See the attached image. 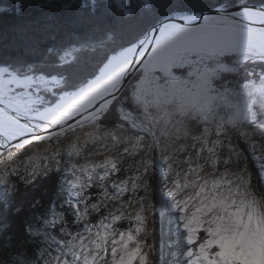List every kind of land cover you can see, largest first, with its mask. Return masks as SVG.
<instances>
[{"label": "snow or ice", "instance_id": "obj_1", "mask_svg": "<svg viewBox=\"0 0 264 264\" xmlns=\"http://www.w3.org/2000/svg\"><path fill=\"white\" fill-rule=\"evenodd\" d=\"M234 7L92 0L66 22L68 42L46 24L43 49L21 29L12 47L23 54L0 57V204L19 213L20 183L59 181L47 205L29 203L33 264H164L158 222L167 264H264V69L247 68L264 64V0ZM193 65L219 73L208 106L153 115L148 97L159 106L178 84L172 70Z\"/></svg>", "mask_w": 264, "mask_h": 264}, {"label": "trees", "instance_id": "obj_2", "mask_svg": "<svg viewBox=\"0 0 264 264\" xmlns=\"http://www.w3.org/2000/svg\"><path fill=\"white\" fill-rule=\"evenodd\" d=\"M17 2L22 5L19 15L16 11ZM97 2L115 5L117 0H97ZM158 2H166L171 8L187 14L212 11L220 6L235 8L236 4V0H151V4ZM247 2L258 4L260 0H247ZM134 3L141 5L142 0H134ZM81 4L87 7L81 8ZM66 5L68 7H65ZM91 6L92 0H0V57L5 54H23L22 51L12 47L14 43L19 42L21 29H24L23 35L40 49L52 43L51 33L44 30L48 23H56L59 28L58 40L68 42L67 33L71 28L66 26V22L75 19L81 12L86 15L91 11ZM48 17H53V20L50 21ZM103 38L107 39V33ZM5 45H8L6 51ZM83 55L91 58L96 56V53L85 50ZM255 63L248 65L252 67ZM258 64L262 63L258 61ZM58 186L59 181L55 175L41 185L38 191L26 190L20 183L19 195L15 202L16 206L22 208L19 213H14L11 209L5 211L4 206L0 204V264H33L36 243L25 231L26 222L31 221L34 215L29 203L34 197H40L47 205L56 195Z\"/></svg>", "mask_w": 264, "mask_h": 264}, {"label": "clouds", "instance_id": "obj_3", "mask_svg": "<svg viewBox=\"0 0 264 264\" xmlns=\"http://www.w3.org/2000/svg\"><path fill=\"white\" fill-rule=\"evenodd\" d=\"M144 4L145 0H142L141 5ZM147 5L150 7L151 0H147ZM189 71L193 73L192 76H188ZM172 75L176 77L178 84L170 94L159 100V106L154 102L155 96L148 97V107L152 109L153 115L161 117L165 114L168 117L176 114L187 115L189 112H199L201 108L208 106L204 89L213 85V80L219 78V73L204 72L202 67L193 65L187 67L183 75L173 69ZM257 87H261L259 82Z\"/></svg>", "mask_w": 264, "mask_h": 264}, {"label": "rangeland", "instance_id": "obj_4", "mask_svg": "<svg viewBox=\"0 0 264 264\" xmlns=\"http://www.w3.org/2000/svg\"><path fill=\"white\" fill-rule=\"evenodd\" d=\"M178 73H179V71H178ZM233 139L235 140V137H233ZM239 144L241 145L242 148L244 147V142L242 140L239 141ZM245 155L249 159V167H250V170H252L253 173H257L259 171V169L257 167V161H256V159L253 157V155H252V153L250 151H246L245 152ZM253 183H255V180L253 181ZM155 200H156V202L158 204L159 203V195L158 194L155 196ZM162 227H163L164 232H165V237L167 238L166 241L168 243H170V239H169V236H168V233H167V224L163 223L162 224ZM160 243H161V231L159 229V222H158L157 223V234H156V245H157V248H158V253H157V259H158V261L159 260H166V258L168 256V254L166 253V251L163 249V245H162V248H161V244ZM163 244H164V241H163Z\"/></svg>", "mask_w": 264, "mask_h": 264}, {"label": "water", "instance_id": "obj_5", "mask_svg": "<svg viewBox=\"0 0 264 264\" xmlns=\"http://www.w3.org/2000/svg\"><path fill=\"white\" fill-rule=\"evenodd\" d=\"M231 10H237L236 8H230ZM204 14H215V10H212V11H207V12H203ZM159 229L161 231V248H162V245H163V241H164V237H165V232H164V229L162 227V224L159 223Z\"/></svg>", "mask_w": 264, "mask_h": 264}, {"label": "flooded vegetation", "instance_id": "obj_6", "mask_svg": "<svg viewBox=\"0 0 264 264\" xmlns=\"http://www.w3.org/2000/svg\"><path fill=\"white\" fill-rule=\"evenodd\" d=\"M247 68L249 70H254L256 75H259L261 70L264 69V65L258 64V61H257L252 67H249V65H247Z\"/></svg>", "mask_w": 264, "mask_h": 264}, {"label": "bare ground", "instance_id": "obj_7", "mask_svg": "<svg viewBox=\"0 0 264 264\" xmlns=\"http://www.w3.org/2000/svg\"><path fill=\"white\" fill-rule=\"evenodd\" d=\"M211 15H214V14H211ZM166 224V223H165ZM165 226V225H164ZM166 237H164V244H163V249L166 251V253L168 254L170 249L168 247L169 243L166 241ZM166 255V254H165ZM164 258V257H163ZM171 257H169V255L167 256L166 260H163L164 264H167L168 260H170Z\"/></svg>", "mask_w": 264, "mask_h": 264}]
</instances>
